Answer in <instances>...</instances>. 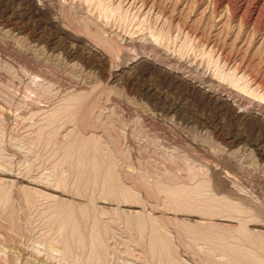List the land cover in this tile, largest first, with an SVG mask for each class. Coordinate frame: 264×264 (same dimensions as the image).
Wrapping results in <instances>:
<instances>
[{
    "label": "rangeland",
    "instance_id": "rangeland-1",
    "mask_svg": "<svg viewBox=\"0 0 264 264\" xmlns=\"http://www.w3.org/2000/svg\"><path fill=\"white\" fill-rule=\"evenodd\" d=\"M0 2V264H264V0Z\"/></svg>",
    "mask_w": 264,
    "mask_h": 264
},
{
    "label": "bare ground",
    "instance_id": "bare-ground-1",
    "mask_svg": "<svg viewBox=\"0 0 264 264\" xmlns=\"http://www.w3.org/2000/svg\"><path fill=\"white\" fill-rule=\"evenodd\" d=\"M5 1V0H4ZM20 1H22L23 3H25V5H27V4H29L30 5V7L29 8H31V10H32V12H31V18H37V19H39V16L41 15V13H42V11H43V9L47 6V4H49L48 2H49V0H20ZM51 1V0H50ZM3 2V1H2ZM1 3V2H0ZM4 4V3H3ZM1 5V4H0ZM6 6V5H5ZM28 6V5H27ZM4 9V8H3ZM6 9V8H5ZM4 9V10H5ZM18 22V21H17ZM13 18H11L10 16L8 17L4 12H3V10L0 8V27H3V29L4 28H6V27H9L8 29L9 30H11L12 32H15V31H18V32H20V33H24V32H26L27 31V27L25 28V27H22V26H20V25H18V23H17ZM27 24H29V23H27ZM20 26V27H19ZM6 31H7V29H6ZM1 36V35H0ZM27 36H28V38L29 39H32V40H35V41H37V42H41V41H44L47 45H49V46H54L53 45V39H51V38H49V39H45V40H43V36L42 35H40V34H30V33H27ZM2 37V36H1ZM10 37V36H9ZM13 38V37H12ZM2 40H3V38H2ZM62 40V39H61ZM55 41V40H54ZM55 44V43H54ZM79 46V45H78ZM55 47V46H54ZM79 48V47H78ZM85 48V47H84ZM53 49V48H52ZM80 51V50H79ZM70 52V51H69ZM93 52V51H92ZM92 52H89V51H86V50H84L83 49V51L81 50V55H80V57H79V59H80V61H82L84 64H86L87 66H91V67H97V68H100V67H102V62H103V57L100 55V54H97V53H92ZM74 53H76V51H75V49H73V51H71L70 53H68L67 55H68V57H70V56H74ZM70 54V55H69ZM137 55V54H136ZM147 58H135V62L136 63H146L147 61ZM105 61V60H104ZM145 61V62H144ZM150 61V60H149ZM154 64V63H153ZM165 64V63H164ZM163 64V66L162 65H160L159 64V67H162V68H164V69H166V70H169V69H171V68H173L174 69V73L175 74H179L180 73V68L178 67V66H171L170 64L171 63H167L166 65H164ZM158 65V64H157ZM167 65H169V66H167ZM146 67H148V65L146 66ZM158 67V66H157ZM149 68V67H148ZM147 68V69H148ZM101 69V68H100ZM146 69V70H147ZM145 70V69H144ZM170 71V70H169ZM166 72V71H165ZM169 73V72H168ZM171 73V72H170ZM171 74H173V73H171ZM188 75V74H187ZM187 75H183V77H185L186 78V76ZM170 76V75H169ZM174 76V75H173ZM167 77H168V75H167ZM175 77H177L176 75H175ZM175 80H177V79H175ZM174 80V81H175ZM185 82V84H186V86H187V89L189 88L190 90H192V92L194 93L196 90H199V91H201L202 93H204L203 95H205V96H207L206 97V99L208 98V100H209V102L211 103H215L214 104V106H216V104L219 102V100H222L223 101V104H222V106H224L225 108H224V110H225V113L229 116V117H231L232 119H236V120H240V121H243V120H245L246 121V111H244V110H242V111H238L237 113L234 111L235 109H240L241 107H243V105H242V102H240L239 100H233V101H231V95H229V97L228 96H225V98H222L221 96H218V94H216V93H213L212 92V90H211V88L209 87V88H205V87H203L202 86V84H200V83H198V82H200V81H198V80H184ZM204 88H205V90H204ZM188 89V90H189ZM195 93H197V92H195ZM204 99H205V97H204ZM205 99V100H206ZM209 105H211V104H209ZM221 107V106H220ZM223 108V107H222ZM170 109V108H169ZM257 115L258 116V113H255V112H253V115L252 116H254V115ZM255 115V116H256ZM256 116V117H257ZM257 118H259V117H257ZM261 120V119H260ZM263 121V120H262ZM261 122V121H260ZM263 123V125H264V121L262 122ZM264 127V126H263ZM263 129V128H262ZM261 155H264V151H261ZM7 178V175L5 174V173H2V172H0V180H5ZM31 190V189H30ZM66 212H67V210H66ZM63 215V214H62ZM203 222V221H202ZM71 224V223H70ZM264 234V233H263ZM41 255V254H40ZM38 257V256H37ZM1 261V260H0Z\"/></svg>",
    "mask_w": 264,
    "mask_h": 264
}]
</instances>
